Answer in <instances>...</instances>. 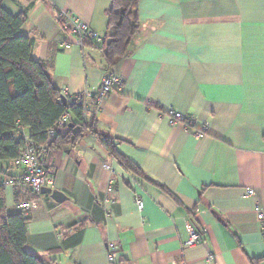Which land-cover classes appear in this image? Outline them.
<instances>
[{"label":"crops","instance_id":"1","mask_svg":"<svg viewBox=\"0 0 264 264\" xmlns=\"http://www.w3.org/2000/svg\"><path fill=\"white\" fill-rule=\"evenodd\" d=\"M109 4L37 0L20 33L64 96L96 91L110 71L122 76L100 105L86 106L151 181L92 135L43 152L51 188L66 197L60 203L28 195L20 169L0 162V183L12 182L4 185L7 210L28 219L26 250L58 264H264V0H139V32L113 68L101 46L67 35L58 18L68 11L104 41ZM3 6L17 15L27 2ZM168 109L193 124H170ZM17 201L30 206L21 211ZM190 222L202 233L195 246L185 245Z\"/></svg>","mask_w":264,"mask_h":264},{"label":"trees","instance_id":"2","mask_svg":"<svg viewBox=\"0 0 264 264\" xmlns=\"http://www.w3.org/2000/svg\"><path fill=\"white\" fill-rule=\"evenodd\" d=\"M25 1L26 8L12 15L4 8V0H0V162L11 166L20 154L24 139L18 137L17 132L21 129H27L29 138L35 143L44 145V151L74 149L84 137L92 135L123 168L151 181L116 150L115 138L97 129L92 111L85 110L87 103H91V109L96 108L95 95L87 98L80 93L71 103L67 102L69 96L66 103L62 102V93L50 74V64L32 58L34 41L20 33L27 21L28 9L37 0ZM138 2L110 0L106 10L107 34L100 45L110 68L131 52L140 28ZM59 22L61 24L60 19ZM65 112L71 113V120L58 127V120ZM50 130L54 131L53 136ZM2 173L0 170V176ZM27 221L23 212L7 210L5 188L0 183V264H58L54 259L26 250Z\"/></svg>","mask_w":264,"mask_h":264},{"label":"built area","instance_id":"3","mask_svg":"<svg viewBox=\"0 0 264 264\" xmlns=\"http://www.w3.org/2000/svg\"><path fill=\"white\" fill-rule=\"evenodd\" d=\"M58 18L61 20L60 25L67 35L73 37L79 42H81L82 40H88L96 45H102L103 38L98 36L92 29L89 28L87 24L82 22L74 14L68 11H60L58 13ZM70 46V43H65L63 45L65 49L70 48ZM123 81L124 80L122 76L118 75L114 71H110L101 78L99 87L96 91L92 92L91 90H85L84 92H82V94L87 98L95 95V103L98 106L110 92H113L117 88L121 87ZM77 95L78 94L69 96L67 102L71 103ZM85 110L89 111L90 108L86 106ZM166 113L169 117L170 124L181 122L187 127L193 124L192 119L186 118L180 113L175 112L174 110L168 109ZM71 117L72 116L70 112H65L58 120L57 126L61 127L66 125L71 120ZM204 130H206L205 125L203 126L202 130L197 131V135H201ZM49 133L51 136H53L54 131L50 130ZM17 136L24 139V146L22 147L18 157L13 161V164L21 171L19 184L23 187L25 186L31 196L38 195L40 194L42 187H51L53 182L52 171L47 167L42 155L45 146L37 144L33 140H31L28 133L23 129L17 132ZM11 183L12 182L10 181H4L3 185H10ZM252 194L253 191L248 190L247 196H251ZM105 203L108 206H111L115 203V201L112 198H107L105 199ZM136 205L138 209L142 208V202L138 198H136ZM29 206L30 204L28 201H20L16 204V207L19 210H25L29 208ZM257 209L258 220L262 221L264 219V212L262 209ZM105 212L107 215H109L110 208L107 207L105 209ZM262 227L263 225L261 224V228ZM187 230L189 236L185 245L195 246L202 241V233L193 225V223L190 222V224L187 225ZM109 261L110 263L116 262L115 246L113 245L110 246Z\"/></svg>","mask_w":264,"mask_h":264},{"label":"water","instance_id":"4","mask_svg":"<svg viewBox=\"0 0 264 264\" xmlns=\"http://www.w3.org/2000/svg\"><path fill=\"white\" fill-rule=\"evenodd\" d=\"M61 100L66 103V96L62 95ZM69 126H72L69 124ZM40 193L48 194L54 201L60 203L63 202L66 197L64 194L58 190L52 189L51 187H42Z\"/></svg>","mask_w":264,"mask_h":264}]
</instances>
